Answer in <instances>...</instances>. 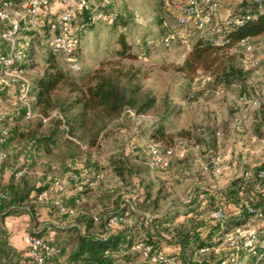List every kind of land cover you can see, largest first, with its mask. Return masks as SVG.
<instances>
[{
  "label": "trees",
  "instance_id": "16d2710c",
  "mask_svg": "<svg viewBox=\"0 0 264 264\" xmlns=\"http://www.w3.org/2000/svg\"><path fill=\"white\" fill-rule=\"evenodd\" d=\"M28 1L0 0V7H7L11 16L17 11L24 14L18 17L19 29L12 34L15 41L22 35L20 39L23 40L15 44V48L22 51V58L9 68L20 72L23 78L0 81V96L12 99L18 106L12 112L13 116L22 113L35 123L32 130L21 133V140L25 142L20 147L21 155L16 164L7 161L10 131L4 132V129L0 135V151L5 153L0 158V264H24L17 261L24 254L28 255L26 261L33 264H139L134 260L136 252L143 254L148 246L150 251L144 253L145 261L140 264H161L158 259H153L159 252L175 257L177 264H222L225 259L212 263L208 258L201 260L199 257L213 252V247L224 241L228 232L242 227L250 217L260 218L263 224L255 228L256 240L252 244H246L245 237L238 239V251L250 255L255 264L264 261V158L243 167L223 186L198 188V192L202 189L199 193L202 198L193 192L190 198L179 202L178 210H164L160 215L146 216L134 204L139 197L131 192L129 198L119 201L114 211L99 218L97 228L90 218L82 214L77 218V214H72L71 210L77 206H72L65 198L72 197L70 201L75 203L79 197L90 195L102 168L106 169L91 157L92 150L99 148L111 125L126 112L147 113L157 105V97L144 90V74L133 62L138 59V54L131 51L132 46L125 34L119 36L121 48L116 51V58L101 61L83 75H72L59 68L54 56L49 58V65L41 76L27 75L28 61L40 42L41 32H50L52 40L55 32L51 26L56 22V31H59L60 16L67 10L62 0H46L33 18L28 13ZM77 1L82 5L74 6L70 36L77 41L79 48L83 29L88 24L103 19L112 24L119 16L115 10H98L90 6L89 0ZM263 1H240L231 15L248 13L251 17L242 25L228 24L224 20L210 37L200 35L178 70L190 81L201 73L220 81H236L242 70L233 50L244 39L264 33V8L260 7ZM5 2L10 3L9 6H5ZM111 12L115 17L110 21L106 16ZM9 28L8 20L0 21V56L6 55L11 48L8 47L12 41L2 35ZM50 49L53 55H59L52 47ZM0 68L4 70L1 63ZM0 112L4 114L0 122L10 117L9 113ZM166 118L162 116L161 121ZM162 123L158 122L151 132L146 128L144 134L150 133L149 139L167 140L170 136ZM255 126L261 133L264 101L256 112ZM63 146L68 149L62 154L64 159L51 162L46 172H42L41 179L31 183L28 176L34 171L35 156L52 155ZM25 165H28V171L18 176L17 172ZM114 167L120 172V166L115 164ZM75 190L77 192L72 194ZM149 196L146 191L145 199ZM48 198H51L49 217L57 213L62 222L44 219L46 222L42 228L32 229L30 236L38 237L54 252L48 254L44 247L35 246L31 240L27 248H16L10 241L6 217L25 213L29 215L30 223L36 222L37 215L42 214L43 207L40 206ZM219 211L221 215L216 214ZM115 217L117 219L113 220ZM49 228L57 233L62 230L68 233L72 237L70 243H60V246L59 238L53 237ZM138 228L143 229L140 236ZM138 244H142L140 249H136ZM33 249L39 251L40 262L34 260Z\"/></svg>",
  "mask_w": 264,
  "mask_h": 264
},
{
  "label": "rangeland",
  "instance_id": "374dc122",
  "mask_svg": "<svg viewBox=\"0 0 264 264\" xmlns=\"http://www.w3.org/2000/svg\"><path fill=\"white\" fill-rule=\"evenodd\" d=\"M213 1L218 3V11L211 15L204 28L193 25L179 27L178 36L166 44L163 38L176 26L179 7L186 0H89L90 6L98 10H115L119 17L117 23L96 20L83 29L81 43L74 55L81 66L78 70L71 68L65 56L50 52V32H41L40 42L28 61L27 75L41 76L52 56L59 68L72 75H83L96 68L101 61L116 58V51L121 48L119 36L125 34L132 46L131 51L138 54V59L133 62L144 74V90L157 97V105L147 113L126 112L111 125L99 148L92 150L91 157L100 161L106 169L102 168L90 195L79 197L75 203L70 201L72 197L65 198L72 206H77L71 210L77 218L82 214L90 218L97 228L99 218L114 211L119 201L129 198L131 192L139 197L134 204L146 216L160 215L164 210H178L176 206L179 202L190 198L193 192L202 198V193L199 194L202 189L198 192V188L223 186L243 167L264 158V127L259 133L255 126L256 112L264 100V33L233 50L237 65L242 70L234 82L220 81L206 73L190 81L178 70L193 42L200 35L210 37L231 15L227 10L229 0ZM260 7L264 8V1ZM20 38L22 35L14 43L23 40ZM4 71L0 68V81L9 82L12 75ZM8 99L0 96V110L11 117L0 122V135L4 129L10 131V143L6 146L7 161L16 164L21 155L20 147L25 142L21 140V133L32 130L35 123L22 113L13 116L12 112L18 106ZM162 116L167 118L161 121ZM158 122H163L170 136L167 140L148 138V132ZM146 128L150 130L144 134ZM67 150L63 146L52 155H36L34 171L29 174L28 180L33 183L41 179L42 172H46L51 162L60 161ZM155 156L165 163L151 166L150 160ZM115 164L120 166V172L115 170ZM146 191L150 196L145 199ZM50 201L51 198H48L42 203V214L37 215L36 222L29 225L12 216L5 219L9 230L17 232L15 242L18 245L26 246L32 229H41L46 221L62 222L57 213L49 217ZM181 210L184 208L181 207ZM23 215L29 217L28 214ZM262 224L260 218L250 217L239 229L247 232ZM137 230H141L137 232L140 236L143 229ZM49 232L59 238V245L71 241L72 237L63 230L57 233L49 228ZM221 247L226 248L214 250L199 259L208 258L212 263L225 259L227 264H255L251 262L250 255L240 254L226 243ZM136 254L134 260L143 263L145 254ZM27 256L24 254L17 261L33 264L26 261ZM257 264H264V261Z\"/></svg>",
  "mask_w": 264,
  "mask_h": 264
},
{
  "label": "built area",
  "instance_id": "2783aa9c",
  "mask_svg": "<svg viewBox=\"0 0 264 264\" xmlns=\"http://www.w3.org/2000/svg\"><path fill=\"white\" fill-rule=\"evenodd\" d=\"M62 1L65 3L67 10L63 12L60 16V23H61L60 30L56 31L57 29L56 22H54L51 26V30L55 32L51 40V47L56 53L66 57L72 69L78 70L81 68V66L79 63H77V61L74 58L75 52L78 48V44L77 41L70 36V22L74 11V6L76 5L77 7H80L82 5V2H78L77 0H62ZM42 3H46V0H29L26 3V5L28 6V13L33 18L37 16ZM9 4L10 3L5 2V6H9ZM217 11H218V3L214 2L213 0H186V3L183 6L179 7L176 26L172 27L168 31L167 35H165V37L163 38L164 42L166 44H170L173 41V39H175L178 36L179 27L193 25L197 28H202V27L204 28V26H206L208 22L211 20V15L216 14ZM23 15L24 14H22L21 11H17L13 17L11 16L10 12H8L7 7H0V21L8 20V22L10 23V28L7 31L3 32L2 35L3 37L13 42L9 52L6 55L0 56V63L3 65V69L5 70L6 73H11L12 80L23 78V75L20 72L11 71L9 69L11 65L14 64L15 61L22 58V51L20 49L15 48V43H14L15 41L12 34H14V32H16L19 29L18 17ZM101 16L102 14H99V17ZM114 17L115 15L113 12L109 13L106 16V18L110 21L113 20ZM250 17L251 15L248 13L234 14V15H230L226 19V22L228 24L242 25ZM217 41L220 42V39H217ZM248 41L249 39L247 38L244 39L242 43L246 44ZM3 119H4V114L0 112V121ZM4 155L5 153L0 151V158H2ZM155 163L164 164L165 162L160 157L155 156L153 160L150 162V164L153 166ZM26 171H28V165H25L22 169H20L17 172V175L21 176ZM216 214L221 215V212L219 211ZM116 219H117L116 217L113 218V220ZM241 237H245L246 244H252L256 240L255 229L248 230L247 232H245L238 228L235 231L228 232L226 234L227 241L233 246H236L238 244V239ZM30 240L33 242L35 246L44 247L45 251L48 254L54 252L53 248H51L49 245L42 244V240L39 239L38 237L32 236ZM141 246L142 244H138L136 247L139 248ZM150 248L151 247L148 246L144 250V253L147 254L150 251ZM31 254L33 255L34 260H37L38 262L42 260L38 250L35 249L31 250ZM153 259H158L161 264H177V260L175 257L165 256V254L160 252L155 254L153 256ZM225 263H226L225 260L222 261V264Z\"/></svg>",
  "mask_w": 264,
  "mask_h": 264
},
{
  "label": "crops",
  "instance_id": "0c3cea01",
  "mask_svg": "<svg viewBox=\"0 0 264 264\" xmlns=\"http://www.w3.org/2000/svg\"><path fill=\"white\" fill-rule=\"evenodd\" d=\"M228 1V0H227ZM240 1H242V0H229L228 2H229V9H227V10H229V13L231 14L234 10H235V8H236V5L240 2ZM229 14V15H230ZM13 217V218H18L19 220H21V222H24L23 224L25 225H29V223H30V218L28 217V216H24L23 214H20V215H10V216H7V217ZM6 217V218H7ZM27 218H28V220H27ZM5 224H6V226L8 227V225H7V222H6V220H5ZM9 229V228H8ZM10 231V233H11V235H10V241H11V243L16 247V248H18V249H20V250H22V249H25V248H27V246H28V243H26V246H24V245H18L16 242H15V238L17 237V232H13V231H11V230H9ZM227 244V245H229L230 247H232V249H234V250H238V245H236V246H233V245H231L228 241H227V239L225 238L224 239V241H222V242H220L219 244H217V245H215L214 247H213V250H223V249H225L226 247H221V245L222 244Z\"/></svg>",
  "mask_w": 264,
  "mask_h": 264
}]
</instances>
